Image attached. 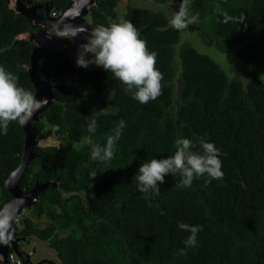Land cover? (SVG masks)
I'll list each match as a JSON object with an SVG mask.
<instances>
[{"label": "trees", "instance_id": "obj_1", "mask_svg": "<svg viewBox=\"0 0 264 264\" xmlns=\"http://www.w3.org/2000/svg\"><path fill=\"white\" fill-rule=\"evenodd\" d=\"M50 1L55 11L70 4ZM118 2L97 0L91 21L109 24ZM185 7L198 18L211 17L219 45L227 44L247 64L264 66V0H188ZM225 12L231 19L225 21ZM168 20L161 12L127 5L125 21L155 51V67L162 74L160 94L144 104L111 72L77 67L61 51L47 50L39 62L38 74L50 79L56 101L32 124L41 139L54 134L68 140L58 147H36L38 155L20 188L55 185L39 192L32 207L46 225L24 217L19 234L47 241L60 264H264V83L230 77L191 44H180ZM29 30L34 29L27 19L0 0V66L34 96L25 69L34 44L16 40ZM71 75L95 97L68 85ZM95 98L113 112L97 114ZM91 119L96 120L94 133L86 128ZM120 119L125 127L112 158L92 159L84 137L103 145ZM46 124L55 129L46 131ZM180 136L193 141V151H201L200 139L213 142L223 177L194 176L185 187L177 186L179 172L166 174L158 182L160 193L146 200L132 180L139 163L172 155ZM24 144L21 125L10 121L0 135V209L10 198L4 184L21 163ZM177 221L201 226L195 246L181 243L189 233ZM13 226L17 230L16 222Z\"/></svg>", "mask_w": 264, "mask_h": 264}, {"label": "clouds", "instance_id": "obj_2", "mask_svg": "<svg viewBox=\"0 0 264 264\" xmlns=\"http://www.w3.org/2000/svg\"><path fill=\"white\" fill-rule=\"evenodd\" d=\"M186 4L187 0H181L180 7L168 20L175 29H183L189 23V20L185 19ZM223 16L225 21L231 19L226 12ZM78 31L74 29L73 36ZM155 58V51L147 49L145 40L140 38L130 21L107 25L101 23L91 27L84 42L78 45L75 65L87 68L91 64L111 72L113 77L121 82L126 93L144 104L160 94L162 74L155 67ZM43 102L45 101L36 99L30 91L20 87L15 74L0 66V135L6 134L10 121L24 124ZM124 127L125 121L118 120L103 145L94 143L90 136H85L84 140L90 145V157L100 161L111 159L115 143ZM86 128L88 133H94L96 120H89ZM174 144L176 147L172 155L159 159L145 158L139 163L132 180L136 182V190L143 194L146 200L160 193L159 184L164 182L166 174L179 172L181 180L177 186L185 187L191 185L194 176L206 175L213 179L223 177L220 150L213 142L200 139L201 151H193L194 143L187 137L176 138ZM7 219L6 216L0 218V225H6ZM177 227L189 233L181 241L185 247L197 244L196 237L200 225L177 221Z\"/></svg>", "mask_w": 264, "mask_h": 264}, {"label": "water", "instance_id": "obj_3", "mask_svg": "<svg viewBox=\"0 0 264 264\" xmlns=\"http://www.w3.org/2000/svg\"><path fill=\"white\" fill-rule=\"evenodd\" d=\"M5 1L9 10L23 15L32 26L42 28L39 32L27 31L16 37V40H26L34 44L30 64L26 65L25 69L29 73L30 81L34 88V97L45 102L32 113L24 124H20L25 134L24 149L20 154L21 163L10 172L9 177L5 181L4 187L9 192L10 198L6 199L0 209V218L5 216L8 218L6 225H0V261L3 264H10L9 255L13 251L23 262L32 264L31 257L33 253L26 254L20 248V238L15 231L13 223L21 217L25 209H32L39 192L55 185L53 182L36 183L30 191H24L20 188V182L31 161L38 155L35 153V149L41 139L32 123L40 121V114L56 101L53 91L54 87L50 79H43L38 74L39 62L47 50L64 51L62 40L67 37L75 51L70 59L75 61L78 45L84 42V35L89 34V29L96 25L91 21L90 13L92 8L97 7L98 4L97 0H70V5L60 15L53 17L51 16L52 5L45 3L47 17L42 18L37 13L36 15H30L25 10H18L13 6L15 2L24 4V2H31V0ZM178 2L176 0V4ZM74 29L79 30L75 36L72 34ZM88 68L92 69V65L90 64ZM46 261L50 262L46 259L39 264H43Z\"/></svg>", "mask_w": 264, "mask_h": 264}, {"label": "rangeland", "instance_id": "obj_4", "mask_svg": "<svg viewBox=\"0 0 264 264\" xmlns=\"http://www.w3.org/2000/svg\"><path fill=\"white\" fill-rule=\"evenodd\" d=\"M178 1V4H176V0H119L118 6L116 8V18L111 19L109 23L124 22L128 4L135 8H144L156 12H161L165 14L168 19H170L171 15L180 7L181 0ZM192 17H195V19H191ZM210 18V16H205L203 19L198 18L191 11L187 10L185 19H188L189 23L183 29H176L180 34V44H191L195 49L198 50V52L212 58L230 77H238L243 81H247L250 77H253L259 79L264 83V66H252L250 64H247L241 61L227 44L221 43L219 45L213 38V30L209 21ZM169 26L172 27L170 24ZM86 37L87 35H84V39H86ZM62 46L64 48V51L61 52L65 53L68 58H71L72 54H74L75 51L71 46L68 37L62 40ZM92 68L96 69L100 67L92 65ZM66 83L68 85L77 87L82 94H87L95 97L94 93L88 86L82 85L78 82L75 75L68 76L66 79ZM95 100L97 103V107L95 109L97 114L113 112L110 109L101 107L99 105V99L95 98ZM54 129L55 127L46 124V131H53ZM66 140H68L66 136L61 137L53 134L47 139H40L38 146L58 147L62 142ZM24 217H27L34 222L39 223L40 227L42 228L47 223V219L45 217H42L38 220L33 215L32 209H25L21 217L19 218L20 221L17 222L18 231L23 228L21 219H23ZM48 245L49 244L47 243V241L44 242L38 239L37 236H31L27 239L26 243H22L20 245V248L24 250L26 254L33 253V256L31 257L32 264H39L46 259L50 262L46 261L43 264H54L55 262L53 260L56 261V264H60V261L56 256V252L53 249L49 248Z\"/></svg>", "mask_w": 264, "mask_h": 264}, {"label": "flooded vegetation", "instance_id": "obj_5", "mask_svg": "<svg viewBox=\"0 0 264 264\" xmlns=\"http://www.w3.org/2000/svg\"><path fill=\"white\" fill-rule=\"evenodd\" d=\"M45 3H50L51 5H52V10H51V16H53V17H56V16H58V15H60L67 7H65L64 8V10H62V11H55V9H54V7H53V4L51 3V1L50 0H31V2H27V3H25L24 2V4H19V3H17V2H15L14 4H13V6H14V8H16V9H18V10H25L27 13H29L30 15H36V13L40 16V17H42V18H44V17H47V14H46V4ZM12 11V10H11ZM36 11V12H35ZM17 14V13H16ZM21 15V14H20ZM23 16V15H22ZM24 17V16H23ZM25 18V17H24ZM26 19V18H25ZM28 21V20H27ZM29 22V21H28ZM35 23V22H34ZM29 24L31 25V28L32 29H34V30H29V31H31V32H39V31H41V27H39V26H32V24L29 22ZM27 32V31H26ZM87 36H88V34H87ZM20 220L18 219L17 221H15L16 222V224H17V222H19ZM17 227V226H16ZM15 231H16V233H17V235H18V237L20 238V242H19V244L21 245L22 243H26V241H27V239L28 238H25L24 236H22V235H20L19 234V232L20 231H18V229L16 230L15 229ZM31 237V236H30ZM29 237V238H30ZM38 238V237H37ZM39 239V238H38ZM41 240V239H40ZM43 241V240H42ZM48 243V242H47ZM49 244V243H48ZM50 245V244H49ZM24 251V250H23ZM11 253H13L14 255H15V253L13 252V251H11ZM34 253H35V251H34ZM15 257L18 259V261L20 262V264H26L25 262H23L19 257H17L16 255H15ZM20 259V260H19ZM11 264V263H10Z\"/></svg>", "mask_w": 264, "mask_h": 264}, {"label": "built area", "instance_id": "obj_6", "mask_svg": "<svg viewBox=\"0 0 264 264\" xmlns=\"http://www.w3.org/2000/svg\"><path fill=\"white\" fill-rule=\"evenodd\" d=\"M15 257V255L13 253H10L9 255V260H10V263L13 264V263H17V264H20V262L18 261V259Z\"/></svg>", "mask_w": 264, "mask_h": 264}, {"label": "crops", "instance_id": "obj_7", "mask_svg": "<svg viewBox=\"0 0 264 264\" xmlns=\"http://www.w3.org/2000/svg\"><path fill=\"white\" fill-rule=\"evenodd\" d=\"M44 242H45V241H44ZM48 246H49V248H51V247H50V245H48ZM51 249H52V248H51ZM56 256H57V255H56ZM58 260H59V259H58ZM53 261L56 263V261H55V260H53ZM55 263H54V264H55Z\"/></svg>", "mask_w": 264, "mask_h": 264}]
</instances>
